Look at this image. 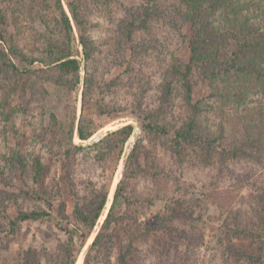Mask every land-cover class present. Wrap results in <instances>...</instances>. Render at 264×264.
I'll use <instances>...</instances> for the list:
<instances>
[{
	"label": "trees",
	"instance_id": "obj_1",
	"mask_svg": "<svg viewBox=\"0 0 264 264\" xmlns=\"http://www.w3.org/2000/svg\"><path fill=\"white\" fill-rule=\"evenodd\" d=\"M42 1L52 2L59 13V19L52 17V21L44 23L45 28L58 37L55 34L56 39L48 37L45 40L43 56L31 57L22 54L8 34L7 16L0 0V116L13 127H16L20 110L24 115L30 112L33 117L31 114L36 108L30 109L29 104L34 97L26 84L31 76L41 82L63 86L68 91L76 89L81 79V61L77 58L79 51L74 42L72 20L78 30V43L85 62L77 128L75 110L67 130L53 114L48 124L41 116L37 120L33 117L34 122L29 123V127L34 147L39 143L41 149L63 157L62 172L75 200L73 221L65 216L64 204H59V212L53 215L60 191L50 188V183L46 182L49 173L46 155L18 149L12 155H0V176L8 187L19 181L22 199L29 204L21 206L12 217L7 212L6 202L17 201L20 194L0 191V239L3 235L14 234L18 226L28 221H55V227L67 236L62 261L76 263L105 208L110 181L109 185H99L90 177L82 178L73 168L80 159L81 164L89 166V161L101 164L107 161L110 153L119 154L133 126L127 124L108 132L102 140L86 148L74 145L73 137L76 135L80 141H86L92 136L95 124L89 111L111 115L119 112L118 109L128 113L129 107V113L141 121L143 137L149 142L167 141L168 153L179 165L187 158H194L205 168L215 164L219 172L228 170L232 161L261 168L259 176H250L254 178L252 182L245 177L241 183L240 187L248 189L246 201L241 204L242 208L230 211L228 220L219 230L225 239H219L217 250H223L230 264H264V0H140L139 5L130 7L118 0H65L71 20L61 0ZM93 15L102 23L90 25ZM94 27L107 36L104 43L97 44L92 35ZM184 27L187 30L184 36L187 61L168 65L160 83V104L152 106V87L133 72L139 63L136 55L143 46L140 38L157 29L179 32ZM103 45L108 50L114 49L108 64L117 62L120 68L125 67L122 76L127 82L120 78L104 82V68L100 75L96 69L90 70L93 63L101 61L97 56L103 53ZM15 56L18 61H13ZM36 63L42 67L34 71L31 67ZM199 80L207 83L209 94L194 101V87ZM178 86L187 114L180 116V120H171L169 102ZM115 91L131 93L125 108L110 107L101 95L109 96ZM211 113L217 118L216 122L207 118ZM52 147L56 150L52 151ZM89 148L90 152H85ZM143 148L142 143H136L127 156L107 216L89 245L83 264H88L92 255L95 264H110L114 250L117 251V264H144L150 255L158 264H188L192 260L194 251L186 232L181 231L182 240L173 241L174 222L179 219L175 211L184 201H174L165 218L159 215L141 224L137 223L136 215L131 214V207L141 204L147 195L136 194L131 188L139 177L150 175V169L143 168L139 161ZM87 166L81 170L85 171ZM157 169L151 176L153 184L159 181L157 176L161 170ZM183 182L179 180L178 184ZM149 198L152 200L150 195ZM123 206L124 214L116 215V210ZM158 233L170 238L155 240L143 255L139 244ZM37 262L35 251L27 250L24 258H17L12 264H39Z\"/></svg>",
	"mask_w": 264,
	"mask_h": 264
},
{
	"label": "rangeland",
	"instance_id": "obj_2",
	"mask_svg": "<svg viewBox=\"0 0 264 264\" xmlns=\"http://www.w3.org/2000/svg\"><path fill=\"white\" fill-rule=\"evenodd\" d=\"M61 1L67 16L71 20L65 0ZM118 1L127 7L140 4V0ZM1 4L7 16L8 34L12 36L13 43L18 45L20 52L31 57L43 56L45 52L43 48L45 40L48 37L56 39V33H50L45 28L44 23L49 19L52 21V17L60 18L59 13L54 9L53 3L49 2L47 4L42 0H1ZM89 22L90 25L102 23L95 15L90 17ZM71 26L74 42L78 46L79 51L77 58L81 61L79 73L81 79L76 89L68 91L63 86L55 85L52 82H41L35 79L36 77L32 78V76L26 79V84L31 89L30 95L34 97L32 104H29V108L32 110L35 108L38 109H35V112L31 115L35 120L41 116L44 119V123L48 124L51 121L50 116L53 114L57 118V121L63 124L64 130H67V125L71 121L70 118L74 110L76 113L74 125L75 129L77 128L81 113L82 90L85 76V62L82 57V48L78 43L79 34L72 20ZM92 32L97 44L99 42L104 43L107 40V36L103 33V30L94 27ZM186 33L187 30L185 27L179 32L171 30L166 32L157 29L149 34H142L140 38V43L143 46L137 55L135 53L139 63H136V68L133 72L134 75L136 74L141 77L140 79L146 85L152 87V103H150L152 106H158L160 104V83L163 81L168 65L174 61H179L180 63L187 61L188 49L184 41ZM102 49L104 50L103 53L97 56L101 61L99 63H93L91 68L89 66L90 70L96 69L99 75L105 72L103 77L104 82L117 78L123 80L124 77L122 75L124 74L125 67L120 68L117 62L112 63V65L108 64L113 56L114 49L108 50L106 45H103ZM12 58L13 61H18L16 56ZM39 66L36 63L31 69L36 71L42 67ZM124 80V82H127L126 79ZM21 83L19 86H21ZM175 89V93L169 102V119L180 120L184 113L187 114V111L183 106V93L180 86ZM0 94L2 95L1 91ZM130 94L125 91H122V93L115 91L109 96L108 94L101 95L110 107L121 106L125 108L127 102L131 99ZM208 94L209 88L207 83L199 80L194 87L193 100H200ZM30 95H28V98H31ZM13 103L15 104V101ZM126 110L128 113H123L121 109H118L119 112L111 115H98L94 110L89 111L88 115L95 124L92 136L86 141H80L74 135L72 140L74 145H81L86 148L102 140L108 132H112L127 124L133 126V132L121 147L119 154L110 153L107 156V161L101 164H92L88 160L90 163L88 164L89 166L81 164L80 159L77 162L78 165L73 168L76 169V173L81 174L82 178L90 177L98 181L99 185L103 183L109 185L110 181L109 198L107 199L105 208L91 231L75 264H78L81 254V264H83L85 253L107 216L112 203L113 193L122 177L125 160L136 143H142V146H144L139 157L140 164L143 168L150 169V175L139 177L131 185L132 190L135 189L137 191L136 194H147L142 202L140 201L141 204L135 203V206L131 207V214L136 215L137 223H144L148 219L157 218L159 215L160 218H165L169 214V210L174 201L177 200L179 203L184 201L183 204L177 206L175 211L177 219H179L174 222V231H178V233L175 234L174 232L175 238L173 241L176 243L179 242L181 239V231L186 232L187 240L191 241V247L194 251L192 260L188 264H230V261L226 259L227 256L223 255V250H217L219 239H225L224 234L219 230L228 220L230 211L242 208L241 204L246 201L245 198L247 197L248 189L246 187H240L245 177L248 182H252L261 173V168L259 169L253 165L246 164L243 161H232L230 162L228 170L219 172L215 164L213 167L205 168L200 164L198 165L197 159L195 161L194 158H187L179 165L170 157L167 141H147L141 132L140 119L129 113V107ZM22 113V110H20L16 120V127H13V124L6 123L4 117L0 116V155L4 153L12 155L18 149L20 151H34L38 155L44 153L47 157L49 172L46 182L50 183V188L60 191V197L55 202L53 215L56 216L59 212L58 205L64 204L65 216L68 217L67 219L69 221H73L72 212L74 210L75 200L68 191L67 183L62 172V164H64L62 163V161L64 162L63 157L50 154L46 148L41 149L42 145L39 143L34 147V143H32V128L31 126L29 127V123L33 124L34 119L29 115L30 112H27L28 114L26 115ZM213 115L212 113L208 114L207 118L210 121L214 120L213 122H216L217 118ZM20 134H24L25 137H22ZM62 144L65 146L64 143ZM55 150L56 148L52 147V151ZM85 152H90V148L85 150ZM86 166L87 169L82 171L81 169L86 168ZM157 168L161 170L158 171L159 175L157 176L159 181L157 184H153L151 176L157 172ZM182 179L184 182L178 184V181ZM14 182V186L8 187L5 185L4 179L0 176V191H8L19 195V181ZM152 190L156 191L152 192ZM81 194H84V191H81ZM149 195L152 200L149 198ZM6 203L8 205L7 212L12 217L17 214L21 206L26 207L29 204L27 200L22 199L21 194L17 201H8ZM245 208L247 207L245 206ZM124 210L125 206L122 209H117L116 215L120 214L119 216H121L124 214ZM161 238L167 239L170 237L158 233L152 236L150 235L147 242L140 243L139 247L143 250V255L147 254L148 248L154 244L155 240ZM66 239L67 236L55 227V221L40 220L25 222L16 228L14 234L3 235L1 237L0 264H12L17 258L21 260L24 258L27 250L35 251L36 261L39 264H64L62 261V253ZM177 239L178 241H176ZM116 255L117 251L114 250L110 255V264H117L115 260ZM88 264H95L93 255ZM132 264H137V262ZM144 264H158V262L153 255H150Z\"/></svg>",
	"mask_w": 264,
	"mask_h": 264
},
{
	"label": "bare ground",
	"instance_id": "obj_3",
	"mask_svg": "<svg viewBox=\"0 0 264 264\" xmlns=\"http://www.w3.org/2000/svg\"><path fill=\"white\" fill-rule=\"evenodd\" d=\"M81 261H82V254H81V256L79 257L78 264H81Z\"/></svg>",
	"mask_w": 264,
	"mask_h": 264
}]
</instances>
